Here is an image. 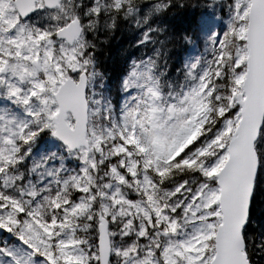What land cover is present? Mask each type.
Returning <instances> with one entry per match:
<instances>
[{"label": "snow or ice", "instance_id": "6c2138e0", "mask_svg": "<svg viewBox=\"0 0 264 264\" xmlns=\"http://www.w3.org/2000/svg\"><path fill=\"white\" fill-rule=\"evenodd\" d=\"M0 264H264V0H0Z\"/></svg>", "mask_w": 264, "mask_h": 264}, {"label": "trees", "instance_id": "16d2710c", "mask_svg": "<svg viewBox=\"0 0 264 264\" xmlns=\"http://www.w3.org/2000/svg\"><path fill=\"white\" fill-rule=\"evenodd\" d=\"M127 45V39H119L118 41L113 42V48L111 51V56L108 59V66L113 71L118 70L119 64H120V58H119V50L120 48Z\"/></svg>", "mask_w": 264, "mask_h": 264}]
</instances>
